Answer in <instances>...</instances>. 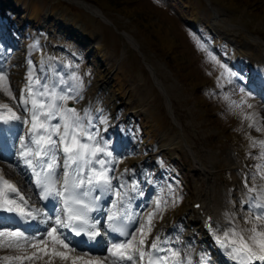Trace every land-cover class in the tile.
I'll return each instance as SVG.
<instances>
[{"label": "rangeland", "instance_id": "1", "mask_svg": "<svg viewBox=\"0 0 264 264\" xmlns=\"http://www.w3.org/2000/svg\"><path fill=\"white\" fill-rule=\"evenodd\" d=\"M82 5L98 9L109 23ZM124 34L137 49L126 43ZM253 37L264 41V0H0V70L7 73L16 96L12 101L0 91V103L15 107L27 83L29 61L36 75L46 76L50 84L67 81L60 88H75L71 76H79L83 87L77 90L83 98L68 106L94 111L95 124L120 161L110 175L129 169L124 183L134 180L138 195L143 192L136 201L137 216L154 208L155 201H167L154 220L149 243L157 233L168 237L162 231L170 229L175 237L201 247V236H189L193 226L188 215L204 183L198 164L211 172L213 198L238 205L241 227L249 212L246 178L249 185L262 183L258 176L251 178L260 149L251 146L249 137L264 140V132L249 128L241 110L224 99L228 95L239 101V88L244 87L252 94L248 103L254 108L245 106L243 113H258L264 124V53ZM208 53L242 79L218 86L222 69ZM101 118H107V125L99 123ZM19 123L15 148L28 130ZM1 151L4 172L8 164L20 163L15 154L5 159ZM9 170L8 179L18 184L28 173L22 164ZM30 192L25 185L24 195L31 197ZM31 203L36 204L32 197ZM6 250L0 249V258L17 254ZM194 254L198 262L201 257Z\"/></svg>", "mask_w": 264, "mask_h": 264}, {"label": "snow or ice", "instance_id": "2", "mask_svg": "<svg viewBox=\"0 0 264 264\" xmlns=\"http://www.w3.org/2000/svg\"><path fill=\"white\" fill-rule=\"evenodd\" d=\"M200 47L203 49V45ZM208 58L222 69L217 77L218 86H222L221 81L233 84L234 79H242L211 53H208ZM28 63L27 83L20 90L15 107L0 103V124L19 121L30 125L25 135L19 137L15 152L20 163H10L8 168L15 171L22 164L31 173L30 183L39 190L38 199L55 200L59 207L53 208L54 216L49 215L44 208L31 203V197H26L0 169V212L13 213L24 224L40 221L48 225L51 222L43 234L29 235L19 226L0 227V249L17 253L0 259L5 264H35L36 261L56 264L57 260L62 264H180V252L162 247L166 241H162L159 235L150 243L148 239L154 220L164 211L167 201L163 205L160 200L155 201L154 208L142 217L130 213L131 204L125 203L128 190L121 191L126 187L123 177L129 169H124L119 176L110 175L116 171L113 165L120 161L113 158L109 142L100 137V130L93 123L89 109L81 113L68 106L69 101L83 98L77 90L83 87L80 77L71 76V80L76 82L75 88H60L67 81L61 78L58 84H50L46 76L36 75L31 61ZM0 91L16 101L7 73L2 70ZM239 92V101L231 100L228 95L224 99L229 101L230 107L241 110L242 118L249 121V128L264 132L258 113L242 111L245 106L254 108L248 103L252 94L244 87H240ZM15 109H22L26 115ZM54 120L58 122L53 124ZM99 123L107 125V118H101ZM249 140L253 148L260 149L258 156L254 157L260 163L255 165L251 178L255 181L258 176L262 183L249 185L246 178L245 187L250 195L245 226L232 225L222 235L213 233L217 245L234 264H264V140L251 137ZM114 180L119 183L114 185ZM129 190L137 192L138 185L132 184ZM109 194L115 199L111 201L107 214V231L102 232L100 220L93 213L101 210V198ZM139 194L143 195V192ZM13 223L10 217L0 216V225ZM133 224L137 226L130 231ZM109 232L116 235L107 243V255H91L93 248H100L104 243L98 238L107 236ZM73 236L87 239L75 240ZM83 247L89 250L84 251ZM201 262L207 264L206 258L201 257Z\"/></svg>", "mask_w": 264, "mask_h": 264}, {"label": "bare ground", "instance_id": "3", "mask_svg": "<svg viewBox=\"0 0 264 264\" xmlns=\"http://www.w3.org/2000/svg\"><path fill=\"white\" fill-rule=\"evenodd\" d=\"M86 7L90 11L89 13H91L92 15H94L96 17L100 16L99 18L105 24L109 23V21L105 18V16L98 9H96L90 5L89 6L86 5ZM215 17H216V19H215L216 21H218V18L220 19L217 12L215 13ZM123 37H124L126 43L130 44V46L132 45L134 48L137 49L136 44L134 43V40L132 38H130L129 35L124 34ZM251 41L257 46L256 48H261L262 52L264 53V41L263 40H261L258 37H256V38L253 37ZM260 41H261V43H260ZM146 66L148 67L149 72L152 74L151 75L152 79L158 88V85L156 83V80H158V79L155 80V76L153 74L152 68L149 65H146ZM0 68H1V66H0ZM159 85H161V84H159ZM160 91L161 92L164 91V89L162 88V85L160 86ZM84 109H88V108L86 106H84L83 108H81V110L80 109H77V110L81 111V113H82ZM171 110H169V114L173 117ZM90 114L92 115L93 123L95 124L96 123V121H95L96 115H95L94 111H90ZM57 122H58L57 120L52 121L53 124H55ZM18 124H20L19 121L12 122L8 125L0 124V150H2L1 152L3 154L5 153L4 154L5 159L11 158V155L15 154V152L18 148V147H16V148L13 147V140L15 139L14 130L16 129V126H18ZM27 126H28V128L30 127V125H27ZM93 130H95V129H93ZM99 130H100V137L103 138V133H101V130H103V129H99ZM178 139H180V138H178ZM103 140H104V138H103ZM186 146H187V144H186ZM192 152H193V157L195 158L196 156H194L195 155L194 151H192ZM200 164H198V166L201 169L200 171L202 172V175L204 178V183L202 184L203 185L202 190H201L199 196L196 198V201L193 202V204L191 206L192 208L190 209L188 215L190 216V219H192V226H193V231L190 233L189 236L192 237V236H194V234L201 236V239L199 242L203 246H201V247H198V246L195 247L193 245L191 246L189 244L188 240L182 241L183 240L182 238L175 237V236H177V234L173 233V230H170V229L165 230L164 232L162 231V233L165 235H168V237L163 236L161 233H157V232H156L157 233L156 235H159L161 237L162 241H166V243H162V245H161L162 247L170 248L172 250H176V251L180 252V254H181L180 255V264H186L189 260H191V264H202L201 259H199L198 262H196L197 258H195L196 256L194 253H197V255H200L199 258L205 257L207 264H234V262L231 261L227 257L224 250L221 249L217 245V243L215 242V237H214L213 233L222 235L223 231L227 230L228 227H230L232 225H239L240 218L238 220V216H237L238 214L236 213V210H235V208L238 205H236V207H235V205L234 206H228L229 201L226 202L225 198H223L221 196H217V197L213 198V195L211 194L212 190H211L210 186L208 185L209 184L208 177L211 175V172L206 171L205 170L206 168H203L201 166L202 164L201 165ZM26 170L28 171V173L24 177V179H22V177H20V179H19L20 184H18L17 181L16 182L12 181V182L15 183L22 190V192H23V187L25 185L29 186L31 189L30 194H31L32 200L34 203H36L35 205L38 207L44 208V210L46 212H48V214L50 215L53 212V208L56 206H59L58 202L55 200H52V199H50L49 201L39 200L38 199V191L39 190L35 188L34 184L30 183L32 180L31 173L28 169H26ZM4 173L6 175V178H8L7 174L10 175L11 172L9 169H5ZM28 179H30V182ZM133 181L134 180L131 181V184H127V182L125 181L126 187L123 191L128 190V198H126L125 203L131 204V208L129 209V212L137 215V210H139L140 203H136V201H138V199L141 198V195H138V191L132 192L129 190L131 185L133 184ZM206 185H208V186H206ZM96 194H99V193H96ZM12 195H14V194H12ZM242 197H244V196H242ZM111 201H112L111 194H109L106 197H102L101 201H100L101 210L96 212V213H93V216L100 220V227H101L102 232L107 231V229H106V224H107L106 218H107L108 211L111 209ZM258 211H260V210H258ZM0 216L10 217L11 220L14 221V223L13 224H7V225L19 226L22 230H26V233L29 235L43 234L46 231V229L49 226H51V222H49L48 225H45L44 223H41L40 221H32V222H30V224H24L13 213L0 212ZM240 224H241V222H240ZM7 225H0V227L7 226ZM239 226H241V225H239ZM174 227H177V226H174ZM63 231L67 232V230H63ZM109 234H110V237L108 235L102 237V240L104 243L100 248H98V250L100 249L99 251H102L106 255H107V252H106L107 243L110 240V238L112 239L113 235H115L113 233H109ZM73 239L78 240V238L74 237V236H73ZM83 250L88 251L89 249L87 247H83ZM6 251L10 252L9 250H6ZM78 251H80V250L78 249ZM99 251L91 250L90 254L91 255H98ZM160 254L164 255L165 253H160ZM45 259H47V258H45ZM0 264H5V262L1 259ZM25 264H28V262H25ZM35 264H44V261H36ZM56 264H62V262L57 260Z\"/></svg>", "mask_w": 264, "mask_h": 264}, {"label": "water", "instance_id": "4", "mask_svg": "<svg viewBox=\"0 0 264 264\" xmlns=\"http://www.w3.org/2000/svg\"><path fill=\"white\" fill-rule=\"evenodd\" d=\"M85 10H88L86 5H82ZM89 11V10H88ZM90 12V11H89ZM100 17V16H99ZM164 93V91H162ZM172 117V116H171Z\"/></svg>", "mask_w": 264, "mask_h": 264}, {"label": "trees", "instance_id": "5", "mask_svg": "<svg viewBox=\"0 0 264 264\" xmlns=\"http://www.w3.org/2000/svg\"><path fill=\"white\" fill-rule=\"evenodd\" d=\"M210 33V32H209Z\"/></svg>", "mask_w": 264, "mask_h": 264}]
</instances>
